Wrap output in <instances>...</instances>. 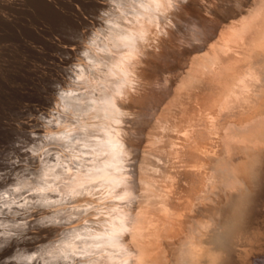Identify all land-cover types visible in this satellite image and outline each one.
Returning a JSON list of instances; mask_svg holds the SVG:
<instances>
[{
    "label": "bare ground",
    "instance_id": "6f19581e",
    "mask_svg": "<svg viewBox=\"0 0 264 264\" xmlns=\"http://www.w3.org/2000/svg\"><path fill=\"white\" fill-rule=\"evenodd\" d=\"M33 10L0 264H264V0Z\"/></svg>",
    "mask_w": 264,
    "mask_h": 264
},
{
    "label": "rangeland",
    "instance_id": "374dc122",
    "mask_svg": "<svg viewBox=\"0 0 264 264\" xmlns=\"http://www.w3.org/2000/svg\"><path fill=\"white\" fill-rule=\"evenodd\" d=\"M49 1H51V3ZM52 1L53 0H0V129H3L2 131H5L3 122H1L4 120L2 116H4L7 110H9L8 113L12 111V109L8 108L9 105H7V103H9L13 94H15L16 87L14 85L16 84L15 80H17L21 63L22 67L27 69V63L24 58L27 57L26 55L30 50L29 47L32 45V32L30 31L33 29V9L36 7L40 9V24L42 27H46L44 26L47 24L44 21L47 18L46 12H50L51 7L59 8L66 0H54V4ZM89 11L91 10H85L83 14L87 17L90 14ZM91 15H93V13ZM43 17H45V19H42ZM2 131H0V143H2L3 140L6 142L8 139L7 137L11 136L8 134L9 136H3V139L2 133L4 134V132ZM4 135H6V132ZM10 138L8 139L9 141L11 140ZM1 155L5 154L3 153ZM3 170L4 169H1L0 171ZM3 196L7 197V194L4 193ZM10 225H13V222L9 220L0 221V228L9 227ZM4 243H7L6 239ZM14 255L12 254L11 256L14 257Z\"/></svg>",
    "mask_w": 264,
    "mask_h": 264
}]
</instances>
